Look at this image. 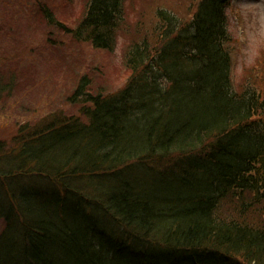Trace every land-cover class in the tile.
I'll list each match as a JSON object with an SVG mask.
<instances>
[{"label": "trees", "instance_id": "trees-1", "mask_svg": "<svg viewBox=\"0 0 264 264\" xmlns=\"http://www.w3.org/2000/svg\"><path fill=\"white\" fill-rule=\"evenodd\" d=\"M231 1L198 0L186 21L158 9L123 89L91 94L83 77L70 101L85 119L0 138V264H264V224L220 212L264 201V88L230 75ZM122 3L89 0L58 25L111 49Z\"/></svg>", "mask_w": 264, "mask_h": 264}, {"label": "rangeland", "instance_id": "rangeland-1", "mask_svg": "<svg viewBox=\"0 0 264 264\" xmlns=\"http://www.w3.org/2000/svg\"><path fill=\"white\" fill-rule=\"evenodd\" d=\"M88 1L0 0L1 139L9 142L24 125H34L54 115L67 120L76 116L85 119L82 107L90 104L70 101L81 78L90 81L91 94L120 91L132 74L127 63L131 46L145 38L152 46L155 44L157 10L175 9L186 21L198 2L123 0L124 16L114 30L113 48L99 49L91 42L73 38L58 25L59 21L66 27H76ZM46 9L57 23L45 17ZM227 10L232 80L240 85L245 79L255 78L264 88V0H232ZM242 203L226 198L220 212L263 225L264 201L256 204L248 192ZM2 226L0 221V230Z\"/></svg>", "mask_w": 264, "mask_h": 264}]
</instances>
